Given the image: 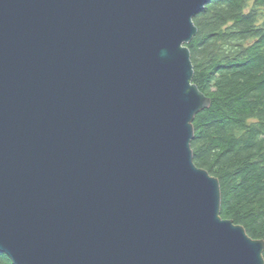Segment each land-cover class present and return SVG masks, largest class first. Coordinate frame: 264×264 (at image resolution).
Segmentation results:
<instances>
[{"label": "water", "instance_id": "95a60500", "mask_svg": "<svg viewBox=\"0 0 264 264\" xmlns=\"http://www.w3.org/2000/svg\"><path fill=\"white\" fill-rule=\"evenodd\" d=\"M211 0H0V253L264 264L194 163L187 45Z\"/></svg>", "mask_w": 264, "mask_h": 264}, {"label": "trees", "instance_id": "16d2710c", "mask_svg": "<svg viewBox=\"0 0 264 264\" xmlns=\"http://www.w3.org/2000/svg\"><path fill=\"white\" fill-rule=\"evenodd\" d=\"M194 23L193 84L211 101L193 122L194 163L219 180L221 217L264 241V0H211Z\"/></svg>", "mask_w": 264, "mask_h": 264}]
</instances>
